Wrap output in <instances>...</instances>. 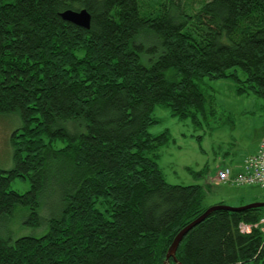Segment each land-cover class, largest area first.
Segmentation results:
<instances>
[{
    "label": "trees",
    "instance_id": "trees-1",
    "mask_svg": "<svg viewBox=\"0 0 264 264\" xmlns=\"http://www.w3.org/2000/svg\"><path fill=\"white\" fill-rule=\"evenodd\" d=\"M66 8H85L88 28L62 19ZM202 76L264 100V0H0V112L20 119L12 166L0 167V219L22 204L27 222L44 227L0 234V264H163L175 233L206 206L200 184L164 179L155 150L168 132L147 128L156 103L196 123L212 112ZM14 176L28 188H9ZM51 186L59 204L42 216ZM263 212L212 209L175 260L264 264L260 229H239Z\"/></svg>",
    "mask_w": 264,
    "mask_h": 264
},
{
    "label": "rangeland",
    "instance_id": "rangeland-1",
    "mask_svg": "<svg viewBox=\"0 0 264 264\" xmlns=\"http://www.w3.org/2000/svg\"><path fill=\"white\" fill-rule=\"evenodd\" d=\"M192 3L195 5V1ZM138 38L146 47L151 44L149 34L146 37L140 34ZM145 56L144 52L141 60ZM237 71L241 73L239 68ZM197 84L203 93L213 96L212 112L199 116L197 123L189 117L172 115L169 108L161 103L153 107L152 115L156 122L150 124L147 130L151 134L163 130L168 132V140L155 150V160L164 179L169 183L200 184L203 189L201 204L206 207L218 202L237 206L263 201L264 188L215 181L214 175L218 167H234L245 155L255 151L264 135V100L253 93L237 94L229 78L202 76ZM19 123L17 112H0V167L3 169L12 166L9 137ZM59 145L60 142L55 143V146ZM28 186V179L19 176L12 177L8 183L9 188L19 192ZM39 203L40 215L54 211L59 204L57 188L51 186L44 190ZM27 221V207L15 204L10 212L1 217L0 234L11 237L38 234L44 228Z\"/></svg>",
    "mask_w": 264,
    "mask_h": 264
},
{
    "label": "built area",
    "instance_id": "built-area-1",
    "mask_svg": "<svg viewBox=\"0 0 264 264\" xmlns=\"http://www.w3.org/2000/svg\"><path fill=\"white\" fill-rule=\"evenodd\" d=\"M215 181L232 183L235 185H257L264 188V135L254 152L242 158L240 169L233 171L229 166L218 167L214 175ZM251 226L258 227L264 239V212L254 224L239 223L241 231H248Z\"/></svg>",
    "mask_w": 264,
    "mask_h": 264
},
{
    "label": "water",
    "instance_id": "water-1",
    "mask_svg": "<svg viewBox=\"0 0 264 264\" xmlns=\"http://www.w3.org/2000/svg\"><path fill=\"white\" fill-rule=\"evenodd\" d=\"M59 16L69 21L73 24H76L78 26H81L83 28H88L89 21H90V14L85 8H79V9H72V8H66L59 12ZM248 206H264V200L263 201H251L246 204L237 205V206H230L226 204H212L210 206H207L198 216L187 222L183 227H181L173 236L170 244L168 245L163 264H168V259L171 257L176 264H180L178 261L175 260L174 257V251L176 249L177 244L181 240L182 236L187 232L188 229H190L193 225L198 223L203 217H205L208 212H210L214 208H225V209H231V210H239L244 207Z\"/></svg>",
    "mask_w": 264,
    "mask_h": 264
},
{
    "label": "crops",
    "instance_id": "crops-1",
    "mask_svg": "<svg viewBox=\"0 0 264 264\" xmlns=\"http://www.w3.org/2000/svg\"><path fill=\"white\" fill-rule=\"evenodd\" d=\"M253 152H254V151H253ZM241 161H242V160H241ZM241 161L238 162L237 165H235L234 167H231V169H232L233 171H237V170H239V169H240V166H241Z\"/></svg>",
    "mask_w": 264,
    "mask_h": 264
}]
</instances>
